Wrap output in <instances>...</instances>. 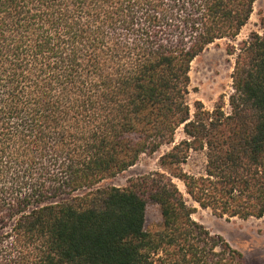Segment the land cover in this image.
I'll use <instances>...</instances> for the list:
<instances>
[{"label":"trees","instance_id":"1","mask_svg":"<svg viewBox=\"0 0 264 264\" xmlns=\"http://www.w3.org/2000/svg\"><path fill=\"white\" fill-rule=\"evenodd\" d=\"M256 1L0 0V264H246L193 215L264 217V34L228 49L230 113L188 96ZM164 147L160 171L102 185Z\"/></svg>","mask_w":264,"mask_h":264},{"label":"rangeland","instance_id":"2","mask_svg":"<svg viewBox=\"0 0 264 264\" xmlns=\"http://www.w3.org/2000/svg\"><path fill=\"white\" fill-rule=\"evenodd\" d=\"M252 33L264 34V0H257L254 12L248 24L242 29L236 39H223L210 45L191 66L189 104L192 114L195 113V103L201 101L208 111L213 112L221 107L228 114L231 112L230 97L234 93L233 74L236 65V55L228 54L230 47H239ZM184 138L183 128L176 134V142ZM164 147L154 154H144L138 163L119 176L103 182L105 187H128L130 181L150 173L160 171V158L169 150ZM206 158L203 153H192L187 171L201 173L205 167ZM178 187L184 192V185L176 181ZM198 207V206H197ZM194 220L203 224L213 235L222 236L233 248L240 251L246 264H264V217L251 218H219L210 210L198 207L193 215ZM162 226L160 208L149 205L147 210V229L157 231Z\"/></svg>","mask_w":264,"mask_h":264}]
</instances>
